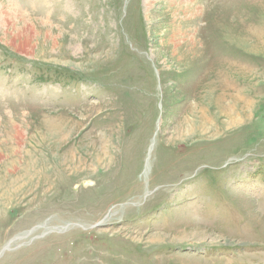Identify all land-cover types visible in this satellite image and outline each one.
<instances>
[{
	"label": "rangeland",
	"instance_id": "1",
	"mask_svg": "<svg viewBox=\"0 0 264 264\" xmlns=\"http://www.w3.org/2000/svg\"><path fill=\"white\" fill-rule=\"evenodd\" d=\"M0 264H264V0H0Z\"/></svg>",
	"mask_w": 264,
	"mask_h": 264
},
{
	"label": "bare ground",
	"instance_id": "2",
	"mask_svg": "<svg viewBox=\"0 0 264 264\" xmlns=\"http://www.w3.org/2000/svg\"><path fill=\"white\" fill-rule=\"evenodd\" d=\"M193 123H194V121H191V120H190V121H187V123H185V124H186V129L188 130L187 132L190 133V134L192 133V130H193L192 127H194V126H192ZM231 123H232V122H231ZM200 126H201V125H200ZM202 127H203V126H202ZM200 130H201V129H200ZM188 133H187V134H188Z\"/></svg>",
	"mask_w": 264,
	"mask_h": 264
}]
</instances>
